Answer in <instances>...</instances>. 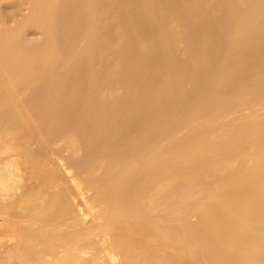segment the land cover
<instances>
[{
	"label": "bare ground",
	"instance_id": "6f19581e",
	"mask_svg": "<svg viewBox=\"0 0 264 264\" xmlns=\"http://www.w3.org/2000/svg\"><path fill=\"white\" fill-rule=\"evenodd\" d=\"M31 8V14L15 26L0 18V138L7 128L28 127L31 133L41 134L37 147L28 151L36 163L45 160L38 157L40 153H48L45 158L54 162L58 173L49 176L42 171L39 181L44 192L31 194L35 203L20 212L25 220L9 215L12 235L7 242L0 243V250L4 246L0 261L9 253L8 264H177L179 255L186 259L196 257L197 264H264V141L261 139L249 148L245 144L231 146L229 137L221 144L217 142L219 145L216 141L211 145L212 139L205 138L222 129L227 131L228 127L243 128L245 123L233 125L225 117L219 123L210 119L223 116L220 113L230 108L234 111L246 96L264 90V86L249 84L253 79L264 78V0H31ZM217 9H220L218 14L203 15L205 11L213 14ZM171 18L182 24L193 19L194 35L191 32L187 35L193 38L188 39L192 42L191 56L204 61L201 64L187 58L186 63L179 57L174 58L168 50L173 68L169 65L167 77L162 70L154 72L155 69L152 75L147 68L154 62L166 61V51L161 59L163 50L153 45L154 52L159 54L150 60V54H146L149 57L143 62V58L139 61L135 55L154 40L158 43L175 39L173 29H169ZM32 25L43 27L44 37L38 42L27 37ZM113 28L126 38L122 42L118 40L120 43L116 41L118 45L114 44V39L119 37L114 38ZM82 39H85L83 44ZM168 41L164 44H169L167 47L172 44H167ZM113 49L118 51L115 55ZM110 53L115 58L117 55L124 65L116 79L110 77V69L106 75L104 68L99 67L100 63L106 64ZM259 66L261 69L257 70ZM204 77L215 78L213 84L234 80L235 85H217L202 92L206 102L193 101L195 105L187 106L194 94L188 93L191 95L188 97L185 87ZM113 80L121 85L123 92H113L116 90ZM158 85L160 89L172 85L175 90L161 89L164 92L159 94L161 91L156 93ZM230 90L235 93L234 100L224 101L222 92ZM220 94L223 100L219 98V103H207L208 97L216 99ZM254 99L262 103L259 97ZM151 103L156 106H149ZM179 111L183 118L187 112L192 117L189 119H208L213 123L203 121L204 124L188 130V127L184 129L186 120L182 118L184 122L174 121L176 125L170 128L160 126L164 119L175 117ZM182 128L190 131L186 134L188 139L184 136V139H175L179 130L183 132ZM260 132L264 137V128ZM67 133L70 141L83 151L82 155L71 158L59 154V148V152L56 147L57 152L54 151L52 145ZM257 135L245 139L251 140ZM206 139H210L208 144ZM162 141L169 144L163 147ZM193 145L200 147H195L200 150H195L199 156L203 149L213 152L218 148L224 158H238L248 153H253L255 158L251 163H241L225 179L222 175V179L211 181L206 170L219 171L224 169V164H210V168L202 157V162L200 157L194 161L191 155L196 153L189 152ZM52 154L58 156L56 161ZM185 154H191L188 158L193 157L194 162H179ZM7 159L0 167L3 203L7 195L16 194H10L11 191L7 194L8 189H17L23 184L21 174L14 170V162ZM230 181H237L239 189L223 188L222 193L218 189L229 201L219 200L221 204L217 202L204 209L207 203L203 198L194 207L200 210L202 207L204 216L199 219L190 216L179 226L172 223L173 217L179 215L181 195H189L197 186L217 190ZM91 188L97 199L89 205L98 206L102 216L108 215L97 226L87 222L86 212L76 199L75 189L87 200L86 193ZM157 203L169 208L168 217L165 216L168 220L158 218ZM116 229L123 233L111 241L109 234ZM97 235L105 244L103 254L88 249ZM162 247L173 251L163 252ZM106 256L109 263L104 261Z\"/></svg>",
	"mask_w": 264,
	"mask_h": 264
},
{
	"label": "rangeland",
	"instance_id": "374dc122",
	"mask_svg": "<svg viewBox=\"0 0 264 264\" xmlns=\"http://www.w3.org/2000/svg\"><path fill=\"white\" fill-rule=\"evenodd\" d=\"M31 0H0V18L1 17H3L4 18V21L5 22H7V24H9V26L10 25H16V24H18L19 22H21L24 18H26L27 17V15H29V13L31 14ZM217 11H219L220 12V9H217L216 10V12H214L213 14L211 13V12H209V11H205V12H203V15L205 16V17H208V16H210V15H214V14H218L217 13ZM209 12V13H208ZM205 13V14H204ZM209 14V15H208ZM2 19V18H1ZM176 18H171V22L169 23V24H171L170 25V27H172V28H169V29H173L172 31H174V33H175V39H169L171 42H169L168 40H166V41H168L167 42V44L168 43H172L171 44V46L173 47V48H175L176 50H174L171 46H169V47H167L168 45H164L165 44V42L166 41H161V42H158V43H156L155 42V40H154V42L156 43V45L155 44H153L152 42V44H151V46H150V44H146L148 47H146L147 48V50H146V48H144L145 50H143L142 49V47H141V51H140V53H138V54H136L135 55V57H137V59L140 61L142 58H143V60H141V62H143V61H146L147 60V57H149L148 55L150 54V57H149V60H150V58H155L156 57V55L157 54H159V53H155L154 51V47H152L153 45L154 46H156V47H159L160 49H162L163 51H161L162 53H163V56H159V58L161 57V59H163L165 56H164V52H165V54H167V57H165L166 59H164V60H166V61H162L161 59V62L159 61V63H158V61H157V63L158 64H154V68L152 67V65L150 64V66L152 67V68H147V70L149 71V72H151V74H152V72L154 71V69H155V71L154 72H156L157 70L158 71H160V70H162L163 71V73L165 74V76H166V74L167 73H169V70L170 69H168V67H169V65H170V67L169 68H173L172 66H174V65H172L171 66V64H172V60H171V58L169 57L170 55L168 54L169 52H170V54H172V56L173 55H175V57L174 58H178L179 57V59H180V61L183 59L184 60V62L186 61V63H188L189 62V60L190 59H192V61H193V58H194V62H197V63H201V64H203V61H204V59L203 58H201V57H196V56H191L192 55V53H191V50H190V47H191V45H190V40H188V39H191V37H192V35L191 34H193L194 32H192V31H194V27H195V23H194V21H193V19H192V21H187V23L185 24V22L182 24L181 22H179L178 20L176 21V22H178L177 24H176ZM193 22V23H192ZM179 23H181L180 25H178ZM33 26V27H32ZM32 26H30L29 28H28V32H27V37L31 40V41H35V42H38L39 40H41L43 37H44V30H43V27L42 26H38V25H32ZM36 26V27H35ZM174 26V27H173ZM184 27H185V29H187V32H185L186 30L184 29ZM182 28V29H181ZM116 29V28H115ZM114 28H113V30H112V34L113 35H115L114 36V38H116V37H119V39H114L115 40V42H114V44H117L118 45V43H116V41H125L126 40V38L124 37V38H122L123 36H122V34H121V32L117 29V30H115ZM115 31H116V33H115ZM120 34H119V33ZM182 32H184L185 33V35L184 34H182ZM188 32H191V36L189 37V36H187L189 33ZM118 35V36H117ZM194 35V34H193ZM231 33H229V36L231 37ZM120 36H121V38H120ZM183 36V37H182ZM186 36V37H185ZM121 39V40H120ZM193 39V38H192ZM191 39V40H192ZM101 40H104V37H103V39L101 38ZM173 40V41H172ZM83 41V42H82ZM118 41V42H119ZM186 41V42H185ZM80 42H82L81 44H83L84 42H85V39H82ZM120 43V42H119ZM192 43V42H191ZM186 44V45H185ZM116 45V46H117ZM145 45V46H146ZM175 45V46H174ZM115 46V47H116ZM144 46V47H145ZM161 46V47H160ZM114 47V48H115ZM118 47V46H117ZM120 47L122 48V45H120ZM152 47V48H151ZM184 47H185V49H184ZM119 48V47H118ZM151 48V51L149 50ZM169 48V49H168ZM173 50H172V49ZM188 48H189V50H188ZM167 49V50H166ZM117 50V49H116ZM115 50V51H116ZM121 49L119 48V51H120ZM153 50V51H152ZM165 50V51H164ZM168 50H169V52H168ZM171 50V51H170ZM115 51H114V49H113V52H114V55L116 54L115 53ZM158 51H160V50H158ZM186 51V52H185ZM116 52H118V51H116ZM150 52V53H149ZM151 52H152V54H153V57L151 56ZM160 52V53H161ZM175 52V53H174ZM143 53V54H142ZM177 53V54H176ZM190 53V54H189ZM146 54H148V55H146ZM113 55V53H110L108 56V58L106 57V64H103V63H100L99 64V67L100 68H104V70H103V72H105L106 73V71H109V69H110V74H112L110 77H118L117 75V73H119L120 72V70H122L123 68H124V65H123V67H122V64H120V61H119V58L117 59V55H116V58H115V56ZM145 55V56H144ZM155 55V56H154ZM162 55V54H161ZM177 55V56H176ZM189 55H190V57H189ZM138 57H140V58H138ZM146 57V58H145ZM157 58H158V56H157ZM189 60H188V59ZM195 58H197V59H195ZM200 58H201V60H200ZM178 59V60H179ZM186 59V60H185ZM203 59V60H202ZM182 60V61H183ZM196 60H199V61H196ZM188 61V62H187ZM171 64H170V63ZM102 64V65H101ZM168 64V65H167ZM167 65V66H166ZM108 68V70H106L107 68ZM166 68V69H165ZM144 69H145V67H144ZM152 69V70H151ZM163 69H165V70H167V72L165 71L164 72V70ZM259 69H261V67L259 66V68H257V70H259ZM119 70V71H118ZM162 71H161V76L162 77H165L164 75H163V73H162ZM139 72V71H138ZM138 72H136V73H138ZM153 72V73H154ZM108 73V74H109ZM109 74V75H110ZM116 74V75H115ZM155 74H160V73H155ZM105 75V74H104ZM103 75V76H104ZM106 75H107V73H106ZM105 75V76H106ZM108 75V76H109ZM115 75V76H114ZM152 75H154V74H152ZM168 75V74H167ZM167 77V76H166ZM113 78V79H114ZM208 78H210V77H207V79L204 77V80H198L196 83L193 81V82H190V83H188V85L190 86H188L187 85V87H185V88H187V89H185L186 90V93L188 94V93H190V94H194V96H193V98H192V101H190V102H188V103H186V105L188 106V104H190V106H192V105H195V104H192V102L193 101H195L194 103H198L200 100H203L204 102H206L205 100V97H204V99H203V93L202 92H205L206 90H211V89H213L215 86H217V85H221V86H225V87H231V86H234L235 85V81L234 80H224V81H222V80H220V82H218V83H215V84H213L214 83V81L213 80H215V78H213V77H211L210 79H208ZM213 78V79H212ZM116 79V78H115ZM118 80V79H117ZM206 80V81H205ZM208 80V81H207ZM211 80V81H210ZM114 81V85H116V86H119L120 84L117 82V84H119V85H117L116 84V82H115V80H113ZM200 82V83H199ZM192 83H193V85H192ZM251 83H253L252 85L254 86V87H261V86H264V78H256V79H253V80H251V81H249V84L251 85ZM198 84V85H197ZM234 84V85H233ZM160 85H162V84H160ZM160 85H158V87H156V89H158L159 88V86ZM163 85H164V83H163ZM191 85L193 86V87H191ZM114 87L113 86V88H116V90H112L113 92H116L117 91V93H121L120 92V90L123 92V89H122V87H121V85L117 88V87ZM157 86V85H156ZM172 85H169V86H164V87H166V88H164L163 86V88L161 87V89L163 90H165V89H168V88H170V90H175V88H173V87H171ZM174 86H177V85H174ZM120 88V89H119ZM171 88H173V89H171ZM190 88V89H189ZM155 88H154V90H156ZM161 89L159 88L158 90L159 91H155L156 93H158V92H160L161 91ZM185 90H183L182 91V93H183V95L185 94L186 95V93H184V91ZM167 90H165V92H166ZM190 91H192V92H190ZM194 91V92H193ZM201 91V92H200ZM263 91L264 90H261L260 92H258V94L257 95H248V96H246V97H248V98H246V99H248V100H246L245 98L243 99V101L242 102H240V103H238L239 105H237L236 106V108L234 109V111H232L233 109L232 108H230L231 109V111L229 112V110H227L228 111V113H226L227 111H224V112H221L220 114H226V115H224L223 114V116H222V118H220L221 116H220V114H219V116L220 117H216V116H214L215 118V120L214 119H210V120H212L214 123H219V119L222 121V119L225 117L226 119H224L225 121H227V122H229V123H233V125H234V123H237V124H240V123H242V124H244V126H243V128H239V129H235V128H226V130L227 131H223V130H225V129H222V130H219L217 133H214V134H209V135H206L207 137H205V136H203L202 137V139L205 141V139H204V137L205 138H210V139H212V140H210V139H206V144H208L207 142L210 140V143L209 144H211V142L213 143V142H215V144L216 145H219V144H221V142H223L224 141V139L225 138H230V141H228V143L231 145V146H233V147H237V146H239V145H241V144H245L247 147H249V148H253V147H255L258 143H260V141H261V139L264 141V137L263 136H260L258 133L264 128V105H262V104H264V93H263ZM105 92V91H104ZM164 92V91H163ZM163 92L161 91V93H159V94H163ZM228 92H230V93H228ZM228 92H222V93H224L223 95L225 96H223V95H219V97H217L216 96V99H214L213 97H206L208 100H207V103L208 104H210V105H216L217 103H219L220 101H219V98L220 99H222L223 100V98H224V101H226L227 99H229V101L234 97L235 98V96H234V92L233 91H228ZM182 93H181V96H182ZM201 93V94H200ZM234 93V94H233ZM190 94H188V97H190L191 95ZM261 94V95H260ZM185 95H184V97H185ZM190 95V96H189ZM202 95V96H201ZM207 95V94H206ZM209 95V94H208ZM233 95V96H232ZM259 95V96H258ZM205 96V95H204ZM213 96V95H212ZM215 96V95H214ZM223 96V98H221V97ZM252 96V97H251ZM263 96V97H262ZM186 97H187V95H186ZM250 97V98H249ZM254 97H259L260 99H261V102L262 103H259V102H257L256 101V99H254ZM218 98V99H217ZM234 98H233V100H234ZM246 101V102H245ZM253 101V102H252ZM260 101V100H259ZM250 102V103H249ZM255 103V104H254ZM241 104V105H240ZM153 104L151 103L149 106H152ZM257 105V106H256ZM154 107L156 106L155 104L153 105ZM152 106V107H153ZM256 107V108H255ZM258 107V108H257ZM261 107H263V108H261ZM234 108V107H233ZM250 108H253V109H250ZM260 108H261V110H260ZM237 109V110H236ZM244 109V110H243ZM258 109V110H257ZM236 110V111H235ZM239 110V111H238ZM252 110V111H251ZM247 111V112H246ZM251 111V112H250ZM262 111V112H261ZM184 112V111H183ZM186 112V111H185ZM239 112H241V113H239ZM245 112V113H244ZM257 114H256V113ZM182 114V112L180 113V111L178 112V113H176L175 115L177 116H175L177 119L175 120V119H172V118H175V117H173L172 116V118H168V119H164L162 122H161V127H163V129L164 128H170V126H175L176 125V122H184L183 121V119L184 120H186V122L183 124L184 125V129H185V127H188L187 129L188 130H191L192 129V127H195V126H197L198 124H208L209 123V121H208V119H206V120H204V119H200V120H193V119H191L192 117H191V115H189L187 112L186 113H183V114H185V117L183 118V116L181 115ZM263 114V115H262ZM260 115V116H259ZM187 117V118H186ZM189 117H191L190 119H189ZM183 118V119H182ZM254 118V119H253ZM189 119V120H188ZM229 119V120H228ZM202 120V121H201ZM174 121H176V122H174ZM203 121H204V123H203ZM212 121H210V123H213ZM224 121V122H225ZM232 121V122H231ZM234 121V122H233ZM206 122H208V123H206ZM224 122H223V124H224ZM226 122V123H227ZM209 123V124H210ZM225 123V124H226ZM222 124V123H221ZM237 124L235 125V127L237 126ZM214 125H216V124H214ZM219 124H217V126H218ZM233 125H231V124H229V126H232V127H234ZM227 126H228V123H227ZM190 127H191V129H190ZM186 129V132L183 130V128H182V130H183V132H182V130H181V132L182 133H180V130L176 133L177 135H175V139L177 138V139H181V138H183V136H184V138L186 137L187 139H188V132H190V131H188ZM235 129V130H234ZM223 132V133H222ZM225 132V133H224ZM184 133H185V135H184ZM192 133V132H191ZM221 133V134H220ZM261 133V132H260ZM69 134L70 133H67V134H65L64 136H62L61 138H59V139H57L56 141H55V143L52 145V148L53 149H55V147L58 149H60V153L59 154H62V156L63 155H68L69 157H73V158H76L77 156H80V155H82V153H83V151L81 150V149H78L75 145H74V143H72L71 141H70V139H69ZM187 134V135H186ZM258 134V135H257ZM189 135H190V133H189ZM210 135H212V137L210 136ZM227 135V136H226ZM250 135H257L255 138H253V139H245V138H247V137H249ZM42 135L41 134H39V133H31V131H30V129L28 128V127H24V128H7V129H5L4 131H3V135L1 136V138H0V157L2 158H0V167L1 166H3V164H4V160H5V162L8 160L7 158H9V160L10 161H13L14 163H13V166H14V170H16L15 172H19L18 174L20 175V177L21 178H23L22 180H23V184H21L22 186L19 188V187H17V189L15 188V190H14V188L13 189H8L6 192H7V194H9V191H11L10 192V194L11 193H16L14 196H9L8 197V195H7V197L5 198V203H3V202H1V194H0V243H2V242H7L6 240L8 239V236H10V235H12L11 234V232H10V229H9V226H8V220L10 219L9 218V215H11L13 218H15L16 220H20V221H22V220H25L24 219V217H22L21 216V214H20V212L21 211H23V209H25L26 207H28V206H31V205H33V203H35V197L34 198H32L33 196H34V194H40L41 192H44V190L42 189V185H41V180L39 181V178H40V175H41V173H42V171L43 170H45L46 172H48L47 174L50 176V175H53V173H55V172H57L58 173V170H57V168H56V165L54 164V162H52V161H50L49 159H46L45 157L46 156H48V155H46V154H48V153H40L39 155H38V157L40 158V159H45V160H39L38 162L39 163H36V161H35V159H33V155H31V153H29V151H30V148L32 149V147H34V148H36L37 147V142H38V140H39V138L41 137ZM174 136V135H173ZM178 136V137H177ZM181 136V137H180ZM209 136V137H208ZM190 137V136H189ZM183 138V139H184ZM228 138V139H229ZM170 139V138H169ZM173 139H174V137H173ZM172 138L170 139V141H172L173 140ZM182 139V140H183ZM164 140H166V141H169V140H167V139H164ZM201 140V139H200ZM166 141H162L161 143H163V147H164V144H169V143H166ZM169 141V142H170ZM262 141V142H263ZM219 144H218V143ZM214 144V147L216 146ZM228 144V145H229ZM199 145V144H198ZM198 145H193V146H191L190 148H189V150H188V148H187V150L192 154L193 152H195V150L196 151H200L199 149H200V147H198ZM203 145H204V143H203ZM202 145V146H203ZM212 145V144H211ZM197 146V147H196ZM199 148V149H196V148ZM33 148V149H34ZM57 149H55L54 151H56ZM59 149H58V152H59ZM216 149V148H215ZM29 150V151H28ZM201 150H202V148H201ZM205 151V149H203V152ZM209 151V150H208ZM57 152V151H56ZM189 152H187V153H189ZM202 151H201V155L199 156L196 152V154H188V155H186L183 159L181 158V160L179 161V162H181V163H183V161H184V163L186 162H194V161H196L195 159H198L199 157V161H201V157L202 158H204V159H206V161H208L207 163H209V166H208V164H207V166L208 167H210V164H212L211 166H213V165H215V163H220V162H222V164H224V169H222V170H219V171H215V169H212V170H206V176H208V179L210 178V180L211 181H217V179L216 178H218V180H219V178L222 176V175H224V179L227 177L226 176V174L227 175H230V174H232L233 172H234V170H236L237 168H238V166L241 164V163H243V162H247V163H251L252 161H253V159L255 158V155L253 154V153H248V154H246L245 156H241V157H238V158H235V157H232V158H224V156L222 155V152L221 151H218V148H217V151H213V152H211V151H209V152H207V151H205V153H203ZM220 152V153H219ZM186 153V152H185ZM202 153H203V155H202ZM199 154H200V152H199ZM52 155H54V154H52ZM56 155H58V153H56ZM56 155H54L55 157H53L52 156V158H56L55 159V161L57 160V157L58 156H56ZM193 156L192 158L194 159V161H191V159L189 160V156ZM50 156V155H49ZM184 156V155H183ZM71 157V158H72ZM4 158H6V159H4ZM189 161H188V160ZM203 159V160H204ZM186 160V161H185ZM2 161V162H1ZM59 161V160H58ZM198 161V160H197ZM202 162V161H201ZM3 163V164H2ZM180 163V164H181ZM204 163V162H203ZM182 165V164H181ZM180 165V166H181ZM205 165H206V163H205ZM183 166V165H182ZM180 167V168H182L181 170L182 171H184L183 169V167ZM185 167V166H184ZM17 168H18V170H17ZM211 168V167H210ZM72 171H74V169H75V167H73L72 166ZM13 170V171H14ZM233 171V172H232ZM68 175H70V174H67V176ZM79 176H82L81 174H79ZM226 176V177H225ZM61 177H62V175H60V179H61ZM221 179H222V177H221ZM86 180L84 179V182H85ZM70 184L71 185H74V182H72L71 180H70ZM226 183L227 182H225V184H223L224 185V187H223V185H221L222 187H220V188H217V190L216 189H212V188H210V189H208L207 188V186H204V187H202V186H197V187H195V189H194V187H193V192L192 193H190L189 195H183V197H182V195H181V197H180V199H179V205H178V207H177V211H178V213H179V215H177L176 217H173V220H172V223H174V224H176L177 226H179V225H181V224H183V223H185V221L188 219V217H190L191 216V218L193 219H199V218H197V217H202V216H204L205 215V213L203 212V211H205V210H202L203 208L201 207V210L200 209H196L194 206H196L195 204V202L196 201H200V200H202L203 198V200H205L204 202L205 203H207V204H205V205H207V207L206 208H204V209H209V207H212L213 205H215L214 203H217V204H221L222 203V201H223V203L224 202H226V200L228 199V201H229V198H227L228 196L227 195H223V194H221L222 192H223V188H224V190L225 189H229V188H231L232 187V189H234V190H238L239 189V183H237V181H234V182H229L230 184H228L227 183V185H226ZM238 185H237V184ZM229 185V186H228ZM20 186V185H19ZM225 186H226V188H225ZM87 187H90V186H87ZM206 187V188H205ZM222 188V189H221ZM236 188V189H235ZM198 189H200V190H198ZM208 189V190H207ZM220 190V192H219V190ZM231 189V190H232ZM18 190V191H17ZM198 190V191H197ZM22 192V193H21ZM75 192H76V199H77V201H78V203L82 206V208H83V210L86 212V215H87V222L89 223V224H91V222L92 223H94V225L95 226H97V224L96 223H98L99 221H101V220H103V219H107L108 218V215L107 214H104L103 216L100 214V212H99V207L98 206H94V205H89V202L90 201H93V200H95V199H97V197H96V195H95V191H94V189L93 188H91L86 194L88 195V197H87V200H85L83 197H82V195H80L79 194V191L77 190V189H75ZM1 193H3V191H1ZM9 194V195H10ZM25 194V195H24ZM33 196H32V195ZM92 194V195H91ZM27 195V196H26ZM93 195H94V197H93ZM224 197H223V196ZM6 196V195H5ZM4 196V197H5ZM31 196V197H30ZM225 196H227V197H225ZM8 198V199H7ZM219 200H221L220 202H219ZM98 202L100 203V201L98 200ZM203 202V203H204ZM193 203H194V205H193ZM102 204H105V202H102ZM204 205V206H205ZM94 206V207H93ZM197 207V206H196ZM167 210V211H166ZM168 210H169V208L166 206V205H164L163 203H157V204H155V213L157 214V216H158V218H160L161 220H168V219H166V217L165 216H167L168 217V213H166V212H168ZM208 210H206V212H207ZM166 213V214H165ZM204 213V214H203ZM196 217V218H195ZM190 218V219H191ZM105 222H102V224H104ZM98 229V228H97ZM192 233H195V231L194 230H192L191 231ZM121 233H123V231H120V230H118V229H116V230H114L112 233H110L109 234V239H111V241L112 240H114V238H117ZM4 240V241H3ZM93 240H94V242H93V244L91 245V248H88V249H90V250H97V251H99V253L100 254H103L104 252H105V249H104V242L102 241V239L100 238V236L99 235H97V236H93ZM106 243V242H105ZM2 247L4 248V246L2 245L1 246V250H3V251H1L2 253H4V249H2ZM164 247V246H163ZM162 247V249H161V251L164 249ZM164 251H166V252H172L173 250L171 249V248H166L165 247V249L163 250V252ZM165 252V253H166ZM175 253L177 252L176 250L174 251ZM179 252V251H178ZM89 254V253H88ZM177 255H178V253H177ZM4 260H1L0 261V264H8V259L10 258V255H9V253H7V254H5L4 255ZM177 258V264H194V261L196 260V257H193V258H191V259H186V258H183L181 255H179L178 257H176ZM194 258H195V260H194ZM80 260H82V257H80ZM104 261L105 262H107V263H109L110 261L108 260V257L106 256L105 258H104ZM196 263L195 264H197V261H195Z\"/></svg>",
	"mask_w": 264,
	"mask_h": 264
}]
</instances>
